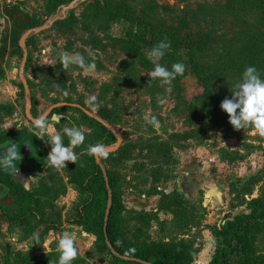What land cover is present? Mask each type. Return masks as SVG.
Masks as SVG:
<instances>
[{
    "label": "rangeland",
    "instance_id": "obj_1",
    "mask_svg": "<svg viewBox=\"0 0 264 264\" xmlns=\"http://www.w3.org/2000/svg\"><path fill=\"white\" fill-rule=\"evenodd\" d=\"M55 4L0 0V132L13 121L18 123L6 133L20 134L3 136L0 151L12 141L22 156L14 175L0 170V212L36 213L18 227L4 224L6 219L0 216V264H21L24 259L57 264V241L65 231L76 237L78 256L73 264H138L115 256L116 260L108 252L95 223L98 212L106 209L102 196L87 213V225L55 230L40 224L39 220L81 217L87 196L80 185L71 183L68 173L90 168L89 145L109 147L117 142L113 133L80 109L57 108L45 120L63 143L68 144L63 129L73 126L81 128L85 141L73 149L75 163L66 162L67 168L60 169L48 165L51 145L36 137L25 114L19 78L24 53L17 44L28 30L55 17L62 19L27 41L25 77L33 116L43 117L58 103L79 104L122 135L119 151L128 149L127 158L113 153L100 159L112 176L114 218L126 250L162 245L178 250L176 245L185 242L188 246L181 251L189 254L187 261L193 258L191 264H216L217 243L209 227L249 213L248 202L264 190V136L251 128L235 130L220 107L250 66L241 59L244 37L264 34V0H90L65 17L60 8L53 10ZM28 20L37 26L22 27ZM164 39L171 47L160 63L169 69L176 62L186 67L169 85L151 82L147 74L153 64L146 50ZM61 53H80L96 67L88 73L75 64L65 69ZM253 66L264 78V66ZM10 77L17 80L11 81L9 92L1 85ZM146 115L155 116L158 126L148 124ZM192 130L198 131L200 140L187 149H175L174 134ZM19 192L24 193L20 202ZM176 193L183 201L180 207L161 209L164 195ZM45 240L51 243L44 249ZM252 241L254 255L263 259L264 227L254 229Z\"/></svg>",
    "mask_w": 264,
    "mask_h": 264
},
{
    "label": "trees",
    "instance_id": "obj_2",
    "mask_svg": "<svg viewBox=\"0 0 264 264\" xmlns=\"http://www.w3.org/2000/svg\"><path fill=\"white\" fill-rule=\"evenodd\" d=\"M56 4L54 5L53 10L65 6L66 3H71L75 0H53ZM90 1V0H89ZM88 1V2H89ZM260 5V4H259ZM83 6V5H81ZM31 19V18H30ZM33 20V19H32ZM27 24L26 27H36L37 24L35 21L28 20L27 22L21 24L23 27ZM242 40V39H241ZM244 45L240 49L242 61L243 63H247V65H259L264 66V34H255L251 33L246 35L243 39ZM17 49L21 50L19 44H17ZM50 69V68H49ZM29 86L30 82L28 81ZM21 87L24 89L22 83ZM84 107V106H83ZM1 109V108H0ZM92 119V118H91ZM101 127L107 130L102 124ZM108 133L112 134L110 131ZM6 137H16L20 135L18 131H13L9 135V133L0 132V140L3 136ZM200 135L198 131H185L174 134L175 140V149H187L192 142H196L200 140ZM120 155L121 158H127L128 149H123L116 152V154ZM89 169L78 168V170L69 172V180L73 184L80 185L81 191L83 194L87 196L86 201H84L83 205L80 207V218L72 219L68 221H47V220H39L41 225H45L51 227L55 230H62L65 226L77 225L84 226L88 224V212L91 211L96 203V198L98 196H102L106 202V208L108 203V190L106 186V181L103 173V169L96 163L95 157H91L89 159ZM110 186L113 191V206L110 214V219L108 223V235L110 242L114 248V250L121 255L127 257L138 258L147 262H151L153 264H191L193 258L190 261H187L189 258L188 253H183L181 249L187 247L188 245L185 242L180 243V245H176L179 247L173 249L171 245H162L155 248L148 247V249L140 250H126V243L123 242L122 237L118 234V227L116 224V220L114 218L115 215V204H116V195L112 187V176L109 171H107ZM255 184V182L253 183ZM251 184V185H253ZM24 193L19 192L20 198L24 197ZM27 200L32 199L31 194H26ZM40 203L39 201H37ZM183 201L181 197L176 194H166L164 195V202L162 204L161 209H165L167 211H173L174 209L180 207V204ZM248 207L250 212L234 217L233 219H228L223 225L220 226H211L210 231L216 240L217 243V253L214 258V262L216 264H264V258L259 260L253 253L252 249V240L254 238V229L264 227V190L260 197L256 199H252L248 202ZM20 212V211H19ZM10 213L7 210L1 211L0 216H5L7 222L11 226H24L28 216L36 215L34 212L25 213L21 211L20 213ZM105 212H98V216L96 218L97 228L100 230L101 236L105 240L104 235V224H105ZM18 214V215H17ZM159 220V219H158ZM107 246V245H106ZM170 247V248H169ZM110 255L117 260L114 254L108 249ZM197 254V252H196ZM236 258V262H233V259ZM21 264H41V262H31L28 263L26 259ZM8 264V262H7Z\"/></svg>",
    "mask_w": 264,
    "mask_h": 264
},
{
    "label": "clouds",
    "instance_id": "obj_3",
    "mask_svg": "<svg viewBox=\"0 0 264 264\" xmlns=\"http://www.w3.org/2000/svg\"><path fill=\"white\" fill-rule=\"evenodd\" d=\"M170 47L171 42L164 39L153 45L150 50H146V55L153 64V69L147 73L151 78V82L158 80L162 85H169L177 76L185 73L186 67L182 62L173 63L170 69L160 63ZM60 55L65 69L70 64H75L85 73H88L96 67L95 63H86L84 56L80 53L74 55L61 53ZM220 107L227 113L229 123L235 130L251 128L260 136H264V78L261 77L255 66L245 68L241 74L240 82L234 90L232 89L231 98H225ZM144 119L148 124L158 126V120L155 116L149 117L146 115ZM15 123L18 122L8 121L3 130L7 132ZM33 124L36 137L46 140L51 145V151L46 158L49 166L60 169L67 168L66 162L75 163L77 157L73 149L82 145L85 141V134L81 128L73 126L63 129L68 138V144L66 145L63 143V137L57 132L52 123L41 118L34 120ZM20 149L18 144L11 141L5 150L0 151V170L7 171L12 175L18 172L17 165H20L22 157ZM87 153L93 157L108 155L103 143L89 145ZM36 241L40 243L39 237H36ZM75 241V235L70 232L65 231L60 235L56 247L59 253L57 264H73L78 256ZM49 243L51 241L45 240L41 246L45 249Z\"/></svg>",
    "mask_w": 264,
    "mask_h": 264
},
{
    "label": "water",
    "instance_id": "obj_4",
    "mask_svg": "<svg viewBox=\"0 0 264 264\" xmlns=\"http://www.w3.org/2000/svg\"><path fill=\"white\" fill-rule=\"evenodd\" d=\"M87 1H89V0H75L69 6H62L60 9H61L63 16L65 17L66 15L69 14L70 11H73L80 4L85 3ZM61 19H62V17H55V18L50 19L42 27L28 30L26 33H24V35L21 37L20 42H19V47L24 53L23 54V61H22L20 71H19V78H20V81L24 87L25 96H26L25 114H26L27 119L31 123H33V121L36 120L37 118H35L32 114L31 90H30L29 83L25 77L26 67H27V64L29 61V51L27 49V41L29 40L30 37H32L34 35H38L42 32L49 30L51 28V26H53L56 22H58ZM62 107H73V108L80 109L85 115H87L88 117L95 119L96 121L100 122L105 128H107L111 133H113L116 136V138H117L116 144L114 146L106 147L108 154L116 153L121 149V146L123 143L122 135L119 134L113 127H111L105 121L96 117L92 112H90L88 109H86L82 105L73 104V103H58V104L53 105L49 109V111L47 113H45V115L41 118L46 119L55 109L62 108ZM41 118H38V119H41ZM95 159H96V163L103 169V173H104V177H105V181H106V186H107V190H108V203H107V208H106V212H105V224H104V235H105V240H106V244H107L108 248L114 254V256H116L118 259H121L123 261L133 262V263H138V264H153L151 262H147V261H144V260H141L138 258L127 257L124 255H121L120 253H118L114 250V248L110 242L109 235H108V223H109L110 214H111V210H112V206H113V191H112V188L110 186L107 171L104 169L100 157H95Z\"/></svg>",
    "mask_w": 264,
    "mask_h": 264
},
{
    "label": "crops",
    "instance_id": "obj_5",
    "mask_svg": "<svg viewBox=\"0 0 264 264\" xmlns=\"http://www.w3.org/2000/svg\"><path fill=\"white\" fill-rule=\"evenodd\" d=\"M0 36H1V31H0ZM16 80H17L16 77H10V78H9V81H10V82H9V83H6V84H2L1 86H3L4 89H6L7 91L10 92V91H11V90H10V89H11L10 85L12 84L11 81H12V82H13V81L16 82ZM1 100H2V99L0 98V101H1ZM20 199H21V198L19 197V194H18V201H19V202H20ZM21 205H22V203L19 204L20 207L18 208V210H17L16 212L19 211V209L21 208ZM9 208H10V207H8V209H9ZM3 217H5V216H3ZM5 219H6V218H5ZM4 224L9 225V223L7 222V220H5ZM9 226H11V225H9ZM14 227H18V226H14Z\"/></svg>",
    "mask_w": 264,
    "mask_h": 264
}]
</instances>
